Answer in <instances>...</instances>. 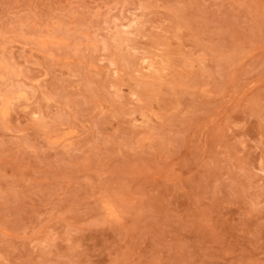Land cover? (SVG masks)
<instances>
[{
    "label": "rangeland",
    "instance_id": "1",
    "mask_svg": "<svg viewBox=\"0 0 264 264\" xmlns=\"http://www.w3.org/2000/svg\"><path fill=\"white\" fill-rule=\"evenodd\" d=\"M0 264H264V0H0Z\"/></svg>",
    "mask_w": 264,
    "mask_h": 264
}]
</instances>
